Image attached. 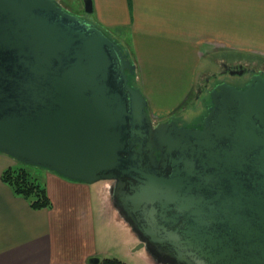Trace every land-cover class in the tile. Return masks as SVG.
Masks as SVG:
<instances>
[{
	"label": "water",
	"instance_id": "1",
	"mask_svg": "<svg viewBox=\"0 0 264 264\" xmlns=\"http://www.w3.org/2000/svg\"><path fill=\"white\" fill-rule=\"evenodd\" d=\"M83 3L86 17L0 0V153L112 181L134 251L155 264H264V73L240 65L245 87L216 83L196 125L155 123L129 49Z\"/></svg>",
	"mask_w": 264,
	"mask_h": 264
},
{
	"label": "crops",
	"instance_id": "2",
	"mask_svg": "<svg viewBox=\"0 0 264 264\" xmlns=\"http://www.w3.org/2000/svg\"><path fill=\"white\" fill-rule=\"evenodd\" d=\"M92 2L93 20L128 47L149 104L154 92L179 83V91L191 90L198 73L232 65L233 52L264 56V0ZM79 3L77 14L84 12ZM16 164L0 153V264H92V257L101 264L136 253L138 237L109 206L105 182H72L39 169L51 205L36 209L2 180Z\"/></svg>",
	"mask_w": 264,
	"mask_h": 264
},
{
	"label": "rangeland",
	"instance_id": "3",
	"mask_svg": "<svg viewBox=\"0 0 264 264\" xmlns=\"http://www.w3.org/2000/svg\"><path fill=\"white\" fill-rule=\"evenodd\" d=\"M57 1L60 4H62L63 7H65L66 9L68 8L69 10L73 12L75 11V13L80 8V3H79L80 0H67L66 3L64 2V0H57ZM81 14L85 17L87 16L84 12ZM232 56L234 58V61L232 65H229L230 67L241 65V66H245L250 69H255L257 71H261L264 73V56L263 55L256 54V53L255 54H252V53L241 54L238 52H233ZM210 67L211 68L209 69L208 73L206 72L200 73V74L198 73L197 76H194L195 82L191 90H187L185 92L179 91V89L182 88V83H179L175 85V87H172L171 90L164 88V91L162 93L154 92L155 97L152 103L149 104L151 106L150 115L152 116V119L154 120V122L155 123L165 122L166 120L174 119V118L182 116L181 118L183 119L184 125L186 126L196 125L197 123H200V119L206 111V106L208 103H210V96L208 92H206L207 94L206 101L202 103L197 101L195 99L196 98L195 96H197V94L199 93L198 85L203 83L205 78L210 77L213 79L209 87H207V91H210L214 87V85H216V83L218 82V80H216L215 77L213 76L219 74L223 69L222 65L221 66L216 65L215 68H213L214 67L213 65ZM214 69L217 70V72H214ZM232 69L237 70L235 67ZM249 76L250 75L246 74L244 78L249 77ZM138 78L139 76H138V70H137L135 82H137V86L141 88L142 81L141 80L139 81ZM169 79L170 78H165L164 83L168 84L170 82ZM228 79L229 80L231 79L230 75H228ZM151 97H153V95ZM16 167L20 168L18 164H16ZM26 171L30 173L31 177L34 180H36L37 182H40L39 178L37 177L38 176L37 173L39 172V170H37L36 168L30 167V166H27ZM103 182H105V184L110 188V191L108 192V195H107L109 206L113 209L119 221L122 223L123 222L126 223L123 220V218L120 216L119 212L115 209L114 201L112 200L111 187L113 186L114 183L112 181H103ZM126 224L129 227V229H131L129 224L128 223ZM120 256H122L121 257L123 260L122 262L125 264H155L152 257H150L144 249L138 250L136 251V253H133L132 255L128 257L124 255V252L123 254L120 253Z\"/></svg>",
	"mask_w": 264,
	"mask_h": 264
},
{
	"label": "trees",
	"instance_id": "4",
	"mask_svg": "<svg viewBox=\"0 0 264 264\" xmlns=\"http://www.w3.org/2000/svg\"><path fill=\"white\" fill-rule=\"evenodd\" d=\"M135 82V81H134ZM137 84V82H136ZM20 168L12 167L4 171L2 180L5 181L15 194L24 197L36 209L50 207L47 191L41 182L34 180L30 173L26 171L27 166L17 163ZM23 167V168H22ZM25 168V169H24ZM37 169V168H36ZM39 170V169H38ZM101 264H125L113 258L105 259Z\"/></svg>",
	"mask_w": 264,
	"mask_h": 264
},
{
	"label": "flooded vegetation",
	"instance_id": "5",
	"mask_svg": "<svg viewBox=\"0 0 264 264\" xmlns=\"http://www.w3.org/2000/svg\"><path fill=\"white\" fill-rule=\"evenodd\" d=\"M223 69L222 71L217 75V76H213L215 77L216 80H218L217 83H222V82H227L229 84H231L232 86L235 85L236 87L238 88H243L245 87V85L250 81V77H245V75L243 76H239V75H236V74H233L231 75L233 72L235 73L236 71H239V67L240 65L238 66H234L237 70L235 69H232L234 67H230V66H227V65H222ZM244 67V66H243ZM248 70H250V68L246 67ZM228 75H230L231 79L229 80L228 79ZM249 75V74H248ZM213 79L208 77V78H205V80L203 81V83H201L200 85H198V91L199 93L197 94V96H195L196 100L199 101L200 103L206 101L207 99V94L206 92H208L209 96H210V91H207V87H209L211 81ZM205 90V91H204ZM196 105V104H195ZM209 105V103L207 104V106ZM182 116L180 117H177V118H174V120L176 122H178V125H184V121L183 119L181 118ZM167 121V120H166ZM200 128V127H198Z\"/></svg>",
	"mask_w": 264,
	"mask_h": 264
}]
</instances>
